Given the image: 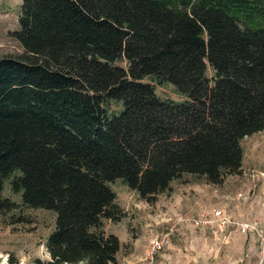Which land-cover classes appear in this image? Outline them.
Here are the masks:
<instances>
[{
	"label": "trees",
	"instance_id": "trees-1",
	"mask_svg": "<svg viewBox=\"0 0 264 264\" xmlns=\"http://www.w3.org/2000/svg\"><path fill=\"white\" fill-rule=\"evenodd\" d=\"M14 36L25 53L0 57V211L16 208L11 179L25 206L55 214L48 264H116L110 183L150 203L185 174L221 183L264 130V0H23Z\"/></svg>",
	"mask_w": 264,
	"mask_h": 264
},
{
	"label": "rangeland",
	"instance_id": "rangeland-1",
	"mask_svg": "<svg viewBox=\"0 0 264 264\" xmlns=\"http://www.w3.org/2000/svg\"><path fill=\"white\" fill-rule=\"evenodd\" d=\"M22 3L23 0H0V57L25 53L14 36L20 29ZM116 63L127 65L126 61ZM213 74L208 67L207 75ZM145 81L151 82L149 78ZM155 88L163 99H185L172 84L155 83ZM109 103L113 111L120 108L117 102ZM241 146L243 160L237 173L225 174L221 183L185 174L158 194L153 203L142 199L121 179L110 183L122 217L118 221L105 218L103 223L105 231L117 235L121 242L116 264H264L253 234H241L230 226L223 231L228 237L222 243L221 231L214 234L180 221L223 208L235 221L256 218L264 226V130L245 136ZM10 181H5L2 197L14 201L16 208L0 211V264H48L46 239L54 228L55 214L25 206L21 194L11 189ZM172 224L176 227L171 245L153 262L144 261L150 240Z\"/></svg>",
	"mask_w": 264,
	"mask_h": 264
},
{
	"label": "built area",
	"instance_id": "built-area-1",
	"mask_svg": "<svg viewBox=\"0 0 264 264\" xmlns=\"http://www.w3.org/2000/svg\"><path fill=\"white\" fill-rule=\"evenodd\" d=\"M180 221H186V224H190L196 229L211 228L224 230L225 228L232 226L236 231L252 233L257 238L261 262L264 263V226L260 220L254 218L251 220L235 221L223 208H218L211 213H199L181 218ZM175 227L176 224H172V226L156 234L150 240L145 251L143 258L144 261L150 263L153 262L157 254L171 245Z\"/></svg>",
	"mask_w": 264,
	"mask_h": 264
},
{
	"label": "crops",
	"instance_id": "crops-1",
	"mask_svg": "<svg viewBox=\"0 0 264 264\" xmlns=\"http://www.w3.org/2000/svg\"><path fill=\"white\" fill-rule=\"evenodd\" d=\"M189 225V224H188ZM195 229V228H194ZM203 229H207L208 231H210L211 233H214V234H217V232L219 233V231H221V236H219V239H220V241L222 242V243H224L225 242V239L228 237V236H226V232L225 233H223V231L225 230H220V229H218V230H216V229H211V228H203ZM239 232V231H238ZM241 234H250V233H242V232H240ZM252 234V233H251ZM254 235V234H253Z\"/></svg>",
	"mask_w": 264,
	"mask_h": 264
}]
</instances>
